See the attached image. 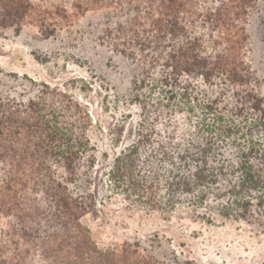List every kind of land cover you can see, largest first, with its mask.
<instances>
[{
  "label": "trees",
  "instance_id": "16d2710c",
  "mask_svg": "<svg viewBox=\"0 0 264 264\" xmlns=\"http://www.w3.org/2000/svg\"><path fill=\"white\" fill-rule=\"evenodd\" d=\"M79 1L130 7L101 39L135 66L140 115L100 182L164 216L178 206L207 223L246 220L254 207L264 215V97L244 57L259 0ZM36 6L0 0V26L19 32ZM9 78L24 82L0 78V264H192L161 254L160 234L96 244L82 221L96 205L93 118L46 82Z\"/></svg>",
  "mask_w": 264,
  "mask_h": 264
},
{
  "label": "rangeland",
  "instance_id": "374dc122",
  "mask_svg": "<svg viewBox=\"0 0 264 264\" xmlns=\"http://www.w3.org/2000/svg\"><path fill=\"white\" fill-rule=\"evenodd\" d=\"M32 1L39 17L25 21L19 32L0 26V78L17 90L24 81L13 82L11 73L46 82L72 97L93 118L96 205L82 221L96 244L118 247L135 237L151 243L160 234V242L152 244L166 257L175 251L192 264H264V215L259 208L254 207L246 220L215 217L212 223L186 206L164 216L131 204L100 182L108 160L134 140L140 115L132 101L135 66L101 39L106 27L128 17L130 7L113 13L101 7H78L79 0ZM246 29L244 57L264 97V0L251 9Z\"/></svg>",
  "mask_w": 264,
  "mask_h": 264
}]
</instances>
